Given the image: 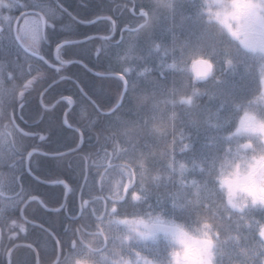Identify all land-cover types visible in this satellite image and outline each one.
Listing matches in <instances>:
<instances>
[{
	"label": "clouds",
	"instance_id": "9594fccd",
	"mask_svg": "<svg viewBox=\"0 0 264 264\" xmlns=\"http://www.w3.org/2000/svg\"><path fill=\"white\" fill-rule=\"evenodd\" d=\"M137 5L113 67L134 81L136 115L100 131L93 199L110 203L62 264H264V0H127L121 11ZM241 72L257 81L245 98L227 87ZM196 140L205 155H186Z\"/></svg>",
	"mask_w": 264,
	"mask_h": 264
},
{
	"label": "trees",
	"instance_id": "16d2710c",
	"mask_svg": "<svg viewBox=\"0 0 264 264\" xmlns=\"http://www.w3.org/2000/svg\"><path fill=\"white\" fill-rule=\"evenodd\" d=\"M21 2L24 3L27 0H21ZM58 2L67 9L66 12L56 4L55 0H47L55 16L51 22L55 24L56 34L50 37L51 44L42 42V49L46 53L45 58L50 62H55L53 55L55 43L65 37L72 40L93 37L80 47L72 49L75 53L72 58L81 60L82 63L65 65L61 68V75L69 76L71 79L53 83L48 78L51 76V71L44 66L40 69L41 75L37 76L36 82L25 93V107L20 108L17 89L13 85H20L23 80L21 72L15 65L24 64L26 54L21 52L20 55H0L2 88L9 90L7 95L0 92V110L3 112V122L10 124L8 130L0 128V211H4L0 216V264H8L6 252L16 243L34 245L39 252L40 264H50L51 250L56 248L57 252L59 251V246L56 245L57 240L62 242L61 248L62 252L64 251L65 210L57 214L44 208L37 199L29 201L28 196L40 197L48 208L53 209L63 203L65 198L64 185L53 183L54 181L67 182L72 187L73 194H77L82 187L85 172L88 176L87 185H92L93 181L99 180V174L91 162L103 155L106 146L100 137V131L106 126L108 120L102 111H107L110 104L107 100L98 99V97H103L106 93L107 96L112 97L114 102L115 89L110 86L114 77L97 78L90 69L107 73L110 64L112 68L114 67L116 49L109 48V42L103 40L102 37L111 36L112 40L120 41L119 28L123 27V21L130 22L131 17L119 7L127 0H58ZM9 14L8 12L3 13V15ZM13 14L19 15L18 12ZM97 15L111 16L117 20L118 28L114 35L108 31L109 22L107 21L98 20L94 24L80 23V21L93 20ZM185 30L193 31L195 26L188 25ZM51 32L52 29H46V34ZM126 36L127 32H124V38ZM157 37L166 39L167 34L161 30L157 33ZM0 46L8 48L6 38L0 40ZM82 49H86L87 53L82 55ZM97 49H101L99 57H97ZM105 52L111 53V59L106 58ZM62 55L64 59L70 58L64 53ZM56 63L58 65V62ZM33 64L34 70L31 75L36 76L37 65L35 61ZM8 72H13L17 79L9 80ZM23 75L27 76L26 70ZM154 75L157 78L156 87L166 89L169 86L170 74L166 73L162 76L157 71ZM56 79L60 80L59 76ZM92 82L106 86L103 92L92 95V99L97 100L98 107L80 93L79 84L86 92H89ZM140 83L145 87L153 86L143 81ZM256 86L255 76L243 72L230 77L227 85L239 98L251 95ZM46 88L47 92L44 91ZM60 94L64 97L71 96L73 103L68 105L67 101L61 99ZM42 100L43 103H41ZM57 102L55 108L50 107ZM65 112L68 113L72 128L62 124ZM41 116L43 119H40ZM12 119L18 128L13 125ZM92 121L96 122L94 126ZM75 128L80 129L84 136V143L79 150L65 154L58 162L53 160L51 155L42 154L52 151L63 153L77 148L80 145V133L73 131ZM25 133H39L45 136L50 134V138L48 142H44L40 141L38 136L25 135ZM33 146L37 147L39 152L34 153L31 158L30 172L27 168V161L25 167H20L18 154L32 151ZM186 155H205V150L201 148L199 140L194 142L193 152ZM158 191L163 194L166 190L160 188ZM91 194H101L98 185L91 191L88 187H84V198ZM71 197L68 198L67 206H70ZM23 200H28L26 206L22 203ZM24 206L25 218L42 226L32 224L21 216V208ZM20 226L23 227V231ZM47 229L54 232L56 238L46 231ZM36 259L35 250L29 248L28 245L16 248L12 254V264H37Z\"/></svg>",
	"mask_w": 264,
	"mask_h": 264
},
{
	"label": "snow or ice",
	"instance_id": "6c2138e0",
	"mask_svg": "<svg viewBox=\"0 0 264 264\" xmlns=\"http://www.w3.org/2000/svg\"><path fill=\"white\" fill-rule=\"evenodd\" d=\"M62 8V5H60ZM119 7H122L119 6ZM143 5H137L132 11H128L125 9L127 13H129L131 18H135L138 15L142 14ZM63 11H67V9H63ZM4 12L10 13L9 15H3ZM18 12L19 15H14L13 13ZM55 19L53 10L47 3V0H27V2L22 3L21 0H2L0 2V40L7 39L8 41V48L5 49L3 46H0V55H20L21 52L25 53L24 58V64H16L15 67L21 72V79L23 80V83L20 85H13L15 89H17V97L19 100V107L23 108L25 107V93L30 90L32 85L36 82L37 76L41 75L40 69L44 66H47V69L51 71V76L48 78L53 81V83H58L56 77L59 76L60 80H68L71 79L69 76L61 75V68H63L65 65H71L75 63H82L81 60L73 59L72 57L75 56V53H73L72 49L73 47H80L82 44L85 43V41H90L92 37H86L85 41H79V40H72L67 37L60 40L59 42L55 43L54 48V59L55 62H50L48 59L45 58L46 53L42 49V42L44 44H51L52 41L50 39L51 36H54L56 34L55 30V24L51 21ZM97 20H103L109 22L108 25V31L114 35L117 31L118 24L117 20L113 19L111 16H101L97 15L95 19L93 20H85L80 21V23L85 24H94L97 22ZM49 28L52 29V32L49 34L45 33V29ZM130 22L128 20L123 21V27L119 28L120 34H121V40L115 41L112 40L111 36H105L102 37L103 40H106L109 42L108 47L112 49H116L115 57L118 55L120 50V44L124 39V32L130 31ZM101 52V49H97V57H99ZM62 53L69 56V59H64ZM87 50L82 49L81 54H86ZM106 58L111 59V53L105 52ZM33 61H35V64L37 67L35 68V71L37 73L36 76L31 75L32 71L34 70V64ZM58 65L57 66V63ZM84 67H87V65H84ZM27 72V76L23 75L24 72ZM97 78H103L105 75H110L111 77H114V80L112 84L110 85L115 89V99L113 102L112 97L105 95L103 97H98V99H105L110 104V107L108 108L107 112L104 113L106 117H108L107 124L111 125L114 122V118L118 117V114L124 113L127 117L133 118L135 117L136 113L134 109L131 106V100H130V91L132 84L134 81L132 80L130 75H125L123 72H120L118 74H113V68L111 64L109 65V69L107 73L105 72H97L96 74ZM163 76V73H162ZM7 77L9 80L15 81L17 79L16 75L13 72H8ZM51 87V85H49ZM90 91L86 92L83 88H80V93L82 96L87 97L89 100L92 101L93 105L98 107L97 100L92 99V95L97 94L98 92H103L105 90V85L103 84H97L95 82H92L90 84ZM47 88L44 90L47 92ZM0 92H2L4 95H7L9 90L2 88V77H0ZM61 99L67 101L68 105H71L73 103L72 97L67 96L64 97L62 94H60ZM41 97H43V93H41ZM43 103V100L41 101ZM50 107L55 108V104L50 105ZM11 119V117H10ZM40 119H43V116L40 117ZM12 123L15 126V121L12 119ZM95 121H92V125H95ZM62 124L68 128H72V125L69 123L68 113H64V118L62 121ZM18 128V126H15ZM19 131L23 132L22 129H19ZM73 131L79 132V143H83V132L75 128ZM10 136L11 134L8 133ZM25 135H33L38 136L40 141L48 142L50 138L49 136H45L39 133H25ZM38 151L37 147L33 146L32 151H28L26 153H19V163L20 167H25V162L28 163V167L30 170V161L34 153ZM43 155H51L53 160H56L57 162L62 159V157L65 155L64 153L52 151L51 153L44 152ZM84 180H88L87 173L84 174ZM53 183L56 184H63L65 189V200L67 193L71 191L69 186L64 183L63 181H54ZM99 186L100 192L103 191L101 187V180L99 177L98 181H93L92 185H85L89 188L91 191L92 188ZM23 191V188H22ZM134 192V186L129 187L125 191V202L127 200V197L132 195ZM38 199L35 196H28V200H35ZM28 200H23L22 203L25 205L28 203ZM97 200L93 199L92 195H89V199H84L81 197L80 201V207L79 211L81 215L83 216L85 213H88L92 217L97 213V208L95 207V204L97 203ZM104 204L110 203L109 200L105 199L102 201ZM66 208V203H61L58 207H55L51 209L55 213L59 214L62 210ZM21 214H23V208H21ZM15 223V221H13ZM21 227V230L23 231V227ZM71 230L70 226H66V231ZM47 231V230H46ZM79 231V227L75 229V235ZM62 242L60 240L56 241V245H61ZM29 248H31V245H28ZM79 247V241L77 239H73L71 241V249L77 250ZM51 257L50 264H62L64 256L57 252L56 248H53L51 250ZM11 264V261H10ZM37 264H39V260H37Z\"/></svg>",
	"mask_w": 264,
	"mask_h": 264
},
{
	"label": "flooded vegetation",
	"instance_id": "af4514ba",
	"mask_svg": "<svg viewBox=\"0 0 264 264\" xmlns=\"http://www.w3.org/2000/svg\"><path fill=\"white\" fill-rule=\"evenodd\" d=\"M86 182L87 181H85V180L83 181L82 187H81L80 191L77 194H73L72 187L69 184H67L69 186V188L71 189V191H69L67 193L68 196H67V199H66V208L64 209L65 210V216H66V218H65V226H64L65 227V229H64V231H65L64 232V251L62 252L61 245H59V251H58L63 256H66L71 251V241L73 239H76V235L74 234L75 233V229L78 228L81 224H85V223L91 224V223H93V220H94V218L91 215H89L88 213H85L82 216L81 213H80V211H79L81 197L84 198V196H83V190H84V187L86 185ZM91 195L93 196V195H100V194H91ZM69 196H72L71 197V201H70L71 203H70V206H67V204L69 203L68 202ZM84 199H89V196L87 198H84ZM63 203H65V198H64V202ZM101 203L102 202H97L95 204V207L97 209H100ZM21 216H22V214H21ZM25 220L27 221V218ZM66 226H70L71 227V230L66 231ZM53 237L56 238L55 234H54ZM24 245H31V244L16 243L15 245L11 246L7 250V252H6L7 255L6 256H7L8 264H10V261H11V264H12V254H13L14 250L16 248H18L20 246H24ZM10 252H11V256H10V260H9L8 259V254ZM35 253H36V257H37L36 260H38V257H39V262H40V256H39L38 249H37V252L35 251ZM262 255H264V253H262ZM36 263H37V261H36ZM255 264H260V257L259 256L255 257Z\"/></svg>",
	"mask_w": 264,
	"mask_h": 264
},
{
	"label": "water",
	"instance_id": "95a60500",
	"mask_svg": "<svg viewBox=\"0 0 264 264\" xmlns=\"http://www.w3.org/2000/svg\"><path fill=\"white\" fill-rule=\"evenodd\" d=\"M55 2L58 4V6H60V3L58 2V0H55ZM62 9H65V8H63L62 7ZM70 15L72 16V14L70 13ZM98 21V20H97ZM45 33H46V29H45ZM93 38V37H92ZM79 41H85V39H82V40H79ZM86 42V41H85ZM57 66H59V65H57ZM90 69V68H89ZM93 73H97V72H95L94 70H92V69H90ZM105 77H111L110 75H105ZM59 81H61V80H58V82ZM79 87L80 88H82L81 86H80V84H79ZM58 104V102L55 104V105H57ZM105 112H107V111H102V113H105ZM83 143H84V139H83ZM83 143L79 146V147H77V148H75V149H72V150H69V151H66V152H63L64 154H69V153H72V152H75L76 150H78V149H80L81 147H82V145H83ZM38 152V151H37ZM28 170H29V167H28ZM30 171V170H29ZM65 183V182H64ZM68 196V195H67ZM67 196H66V199H67ZM38 200H39V202L43 205V206H45V204L43 203V201L40 199V198H38ZM65 203H66V200H65ZM49 209V208H48ZM49 210H51V209H49ZM23 211H24V208H23ZM34 223V222H33ZM53 236H54V233L52 232V231H50V230H48ZM20 245V244H19ZM18 245V246H19ZM34 249H35V251L37 252V249H36V247H34V246H32ZM10 256H11V252L8 254V259L10 260ZM38 260H39V257H38Z\"/></svg>",
	"mask_w": 264,
	"mask_h": 264
},
{
	"label": "rangeland",
	"instance_id": "374dc122",
	"mask_svg": "<svg viewBox=\"0 0 264 264\" xmlns=\"http://www.w3.org/2000/svg\"><path fill=\"white\" fill-rule=\"evenodd\" d=\"M3 213H4V211H3V210H1V211H0V216H2V215H3Z\"/></svg>",
	"mask_w": 264,
	"mask_h": 264
}]
</instances>
